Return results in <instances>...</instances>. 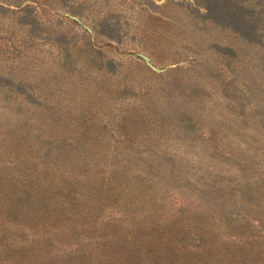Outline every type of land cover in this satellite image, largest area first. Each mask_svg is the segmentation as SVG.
Masks as SVG:
<instances>
[{"label": "rangeland", "instance_id": "obj_1", "mask_svg": "<svg viewBox=\"0 0 264 264\" xmlns=\"http://www.w3.org/2000/svg\"><path fill=\"white\" fill-rule=\"evenodd\" d=\"M0 264H264V0H0Z\"/></svg>", "mask_w": 264, "mask_h": 264}]
</instances>
